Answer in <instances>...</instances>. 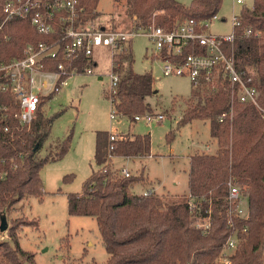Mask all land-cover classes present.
<instances>
[{
    "label": "trees",
    "instance_id": "16d2710c",
    "mask_svg": "<svg viewBox=\"0 0 264 264\" xmlns=\"http://www.w3.org/2000/svg\"><path fill=\"white\" fill-rule=\"evenodd\" d=\"M6 2L0 0V24L5 18ZM98 2L82 0L90 10L82 15L84 25L99 17V11L91 12ZM222 3L223 0H193L186 6L179 0H126L125 11L133 22L132 29L154 24L170 30L180 20H205L217 15ZM240 15L244 25L264 31V0H255L253 7L245 6ZM57 38L59 35L38 33L29 19L13 18L0 29V61L21 57L30 42ZM194 51L202 53L205 48L190 47L186 53ZM225 51L234 55L239 70L255 75L264 106V35L260 39L246 37L238 28L234 40L225 43ZM116 56L112 71L119 75V82L109 98L118 115L134 121L136 115L151 109L147 98L154 94V76L150 71H134L131 44ZM61 60L59 57L48 61L46 68L57 69ZM76 64L82 73L96 63L92 56L81 53ZM57 93L53 90L41 96L35 119L24 126L11 112L17 108L15 98L0 92V215L30 196L42 200L45 191L41 169L46 163L61 159L69 150L70 136L56 155L39 154L59 116H47L44 105ZM190 99L178 126L196 119L207 120L211 137L217 143L214 153H194L189 162V194L202 214L207 215L211 210L210 231L203 233L194 226L188 194L143 196L135 191L136 185L146 181L143 171L125 177L113 169L109 154L149 155L152 147L149 133L121 135L111 141L112 132L99 131L94 155L97 167L85 180L81 192L68 194V212L96 218L109 254L103 264H215L232 229L241 238L231 255L232 264H264V117L253 104L233 98L232 86L227 82L217 90L205 83L192 85ZM3 105L10 109L4 110ZM225 112L228 115L220 120ZM172 136L173 133L168 134L169 141ZM230 182L241 186L248 211L246 218L234 216V228L229 226L228 215ZM18 230L19 223L15 221L9 228L10 240H0V264H37L35 254L21 247Z\"/></svg>",
    "mask_w": 264,
    "mask_h": 264
},
{
    "label": "rangeland",
    "instance_id": "374dc122",
    "mask_svg": "<svg viewBox=\"0 0 264 264\" xmlns=\"http://www.w3.org/2000/svg\"><path fill=\"white\" fill-rule=\"evenodd\" d=\"M189 6L193 0H179ZM126 0H100L99 17L94 25L112 30H130L133 22L125 11ZM255 0H223L218 16L209 25V32L216 35L233 31V16L241 10L253 7ZM225 19V20H223ZM135 57V72H152L154 94L147 98L151 113H162V122H133L127 116L116 115L109 98L114 89L112 69L116 54L107 47L98 48L93 54L96 64L93 72L77 73L68 78V83L44 105L47 116L55 119L50 135L40 156H54L70 136L68 152L41 169L42 200L30 196L19 202L7 214L9 228L19 223L20 245L35 254L37 264H103L109 254L105 249L95 217L70 215L68 194L81 192L85 180L95 169L96 136L99 131L121 135L134 133L151 135L152 147L147 156H116L115 167L128 165L132 174H145L146 181L136 185L135 191L155 185L160 195L177 197L189 194L190 157L194 153H214L217 143L211 137L207 120L196 119L179 127L178 122L191 101L190 79L181 76H165L162 62L154 58L152 41L144 34L135 35L131 41ZM51 88L45 89L47 93ZM173 133L169 141L168 134ZM67 177V179H65ZM247 210V202H244ZM38 222V226L34 221ZM26 224V225H24ZM0 240H10L9 229L0 232Z\"/></svg>",
    "mask_w": 264,
    "mask_h": 264
},
{
    "label": "built area",
    "instance_id": "2783aa9c",
    "mask_svg": "<svg viewBox=\"0 0 264 264\" xmlns=\"http://www.w3.org/2000/svg\"><path fill=\"white\" fill-rule=\"evenodd\" d=\"M236 2L244 3L245 0ZM98 5L91 12H97ZM3 10L5 18L0 24V29L7 21L22 18L29 19L40 34L59 35V38L52 41L30 42L24 47L21 57L0 61V92L9 93L15 98L17 108L11 112L21 125L29 126L33 122L41 96L53 90L59 92L62 86L67 85L69 77L80 73L76 60L81 53L93 56L98 48L107 47L117 55L131 44L135 35L139 34L146 35L152 41L153 55L162 62V72L165 76L187 77L194 87L205 83L212 90H217L226 82L230 83L233 98L253 104L264 117V106L260 101L261 93L257 88L255 75L239 70L234 55H228L225 51V43L234 40L238 28L242 29L246 37L260 39L264 35L262 29L244 25L240 14L233 16V31L230 34L216 35L209 32V25L213 20L220 19L218 15L205 20L194 18L180 20L170 30L152 24L145 28L124 31L108 29L101 24L94 25L91 21L84 25L82 15L89 14L90 10L82 0H7ZM197 46L205 48V52L186 53L188 48L195 49ZM59 57L63 60L59 62L57 69L46 68L48 61ZM92 72V68H88L82 73ZM63 76L66 78L61 79ZM118 82L119 75L112 71L111 88L115 89ZM48 88H51L50 91L45 93L44 90ZM1 108L10 109L8 105ZM116 115H118L116 111L112 112L111 117L115 118ZM227 115V112L223 113L220 120ZM165 118L162 113L147 111L136 115L133 122L142 120L147 123L162 122ZM118 138L117 134L111 133V141ZM112 148L113 146L110 147V151ZM115 157L109 154L111 162ZM124 159L130 161L131 157ZM113 169L121 176L132 175L128 165ZM139 194L151 196L159 194V191L155 185H151L142 188ZM244 202L247 200L241 186L230 182L228 215L231 228L235 227L234 216L247 217L248 211L244 209ZM188 205L194 226L203 233H208L212 226L211 210L207 215L202 214L197 201L190 194ZM240 240L238 231L232 229L215 264H232L231 255L237 249Z\"/></svg>",
    "mask_w": 264,
    "mask_h": 264
},
{
    "label": "water",
    "instance_id": "95a60500",
    "mask_svg": "<svg viewBox=\"0 0 264 264\" xmlns=\"http://www.w3.org/2000/svg\"><path fill=\"white\" fill-rule=\"evenodd\" d=\"M9 229V221L6 213L0 215V231L5 232Z\"/></svg>",
    "mask_w": 264,
    "mask_h": 264
},
{
    "label": "crops",
    "instance_id": "0c3cea01",
    "mask_svg": "<svg viewBox=\"0 0 264 264\" xmlns=\"http://www.w3.org/2000/svg\"><path fill=\"white\" fill-rule=\"evenodd\" d=\"M223 20H225V19H223ZM137 187H138V186H137ZM137 187H136V188H137Z\"/></svg>",
    "mask_w": 264,
    "mask_h": 264
}]
</instances>
